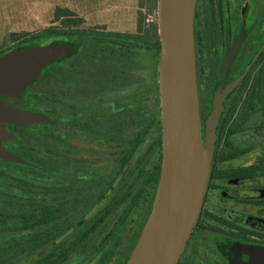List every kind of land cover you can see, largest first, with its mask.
<instances>
[{"label": "trees", "instance_id": "trees-1", "mask_svg": "<svg viewBox=\"0 0 264 264\" xmlns=\"http://www.w3.org/2000/svg\"><path fill=\"white\" fill-rule=\"evenodd\" d=\"M156 1L146 0L147 4ZM72 15L73 12L69 9L56 11L57 17ZM156 33L155 27L147 29L144 34L47 28L31 34L12 33L6 43L7 48L0 50L1 57L14 49L27 50L53 42L59 45L72 43L78 49L84 45L89 62L94 63L93 65L102 62L109 64V70H118L121 78L135 84L134 100L117 106L120 110V123L116 135L124 148L120 150L117 162L106 172L89 180H81L77 185L66 186L56 183L42 185L34 179L16 177L10 171L0 168V236H4V240L0 241V262L8 258H20L25 259L26 264H69L68 260L98 233L103 238L87 264H97L100 260L101 264H109L115 251L134 227L131 240L119 256V264L127 263L150 215L161 172V156L158 162L152 158L155 143L151 141L149 148L140 153L154 129L155 112H159L158 101L152 96L161 50ZM263 57L264 53L258 62ZM62 60L53 64H59ZM49 67L50 65L42 69L40 78L50 81L52 76L48 74ZM94 69L96 70L87 71L95 75L99 68L96 66ZM254 70L255 68L250 70L244 80L245 84L222 114L217 127L211 176L220 173L218 163L240 154L242 150L236 149L238 147L234 146L233 137L245 132V126L255 115L261 114L260 122H255L252 127L264 130V66L252 78ZM38 81L27 87L24 95L36 93L57 103L65 102V74L58 73L53 77L52 84L40 85L35 89ZM149 86L151 95L148 94ZM245 92L247 96L238 109ZM94 100L89 99L90 107ZM132 104H136L135 108ZM207 106V114H210L211 102ZM157 123L161 130L159 117ZM14 136L4 128L1 139L14 140ZM158 141L160 144V137ZM259 144L264 150V139ZM248 146H251L252 151L256 145L250 143ZM135 157L137 159L131 165ZM260 171L264 173V162ZM108 193L115 194L87 221L86 211L94 209ZM81 207H85L84 210ZM116 217V224L110 228ZM70 232L74 233L61 241Z\"/></svg>", "mask_w": 264, "mask_h": 264}, {"label": "water", "instance_id": "water-1", "mask_svg": "<svg viewBox=\"0 0 264 264\" xmlns=\"http://www.w3.org/2000/svg\"><path fill=\"white\" fill-rule=\"evenodd\" d=\"M197 0H157L158 87L162 132L161 172L150 215L126 264H177L197 224L211 176L217 127L224 99L249 73L264 44L243 73L223 90L231 55L225 60L213 110L205 128L200 110L194 41ZM76 48L71 43L14 49L0 57V97L21 98L36 83L42 69L60 61ZM46 121L38 114L0 100V138L4 124L25 126ZM0 158L12 159L0 142ZM244 264H264V248L238 245Z\"/></svg>", "mask_w": 264, "mask_h": 264}, {"label": "flooded vegetation", "instance_id": "flooded-vegetation-1", "mask_svg": "<svg viewBox=\"0 0 264 264\" xmlns=\"http://www.w3.org/2000/svg\"><path fill=\"white\" fill-rule=\"evenodd\" d=\"M194 41L199 99L201 101L207 88L212 112L215 94L223 83L222 72L227 55H231V62L224 77L223 90L243 73L264 44V0H197ZM263 53L264 50L251 69L264 66V57L258 62ZM98 66L100 68L93 75L85 67L81 69L71 64L65 72V103L71 115H82L79 110H92V116L98 121L96 131L84 121L79 122V131L100 132L102 143L104 137L107 141H117L120 110L113 108L120 105L121 97L126 96L119 94L121 89L128 90V97L131 94V100L134 99L135 84L121 78L118 70H109V64L102 62ZM248 74L226 95L222 114L236 98ZM119 79L123 86L119 85ZM155 80L152 96L158 101L159 112H155L151 135L155 143L152 158L158 162L160 156L162 161V132L157 125L158 117L160 119L158 69ZM210 85L216 86L213 92L208 88ZM109 93L111 95L108 96ZM148 94L151 95L150 86ZM93 98L95 102L90 107L88 101ZM253 165L247 159L217 164L220 173L210 176L197 224L177 264H244L235 246L264 248V175H260L257 168L253 169ZM98 263L101 264V260ZM113 264H119V256Z\"/></svg>", "mask_w": 264, "mask_h": 264}, {"label": "rangeland", "instance_id": "rangeland-1", "mask_svg": "<svg viewBox=\"0 0 264 264\" xmlns=\"http://www.w3.org/2000/svg\"><path fill=\"white\" fill-rule=\"evenodd\" d=\"M59 9H69L73 15L57 17L56 11ZM61 27L136 34H144L147 29L155 27L157 29L156 34H158L157 1L153 4H147L146 0H0V50L7 48L6 43L10 40L12 33L31 34L47 28ZM79 47L71 58H66L59 64H50L48 69V74L52 76L50 81L39 78L35 89L39 88L40 85L55 82L53 77L58 73L65 74L71 64L72 67L81 69L85 67L86 70L95 71L94 68L98 64L93 65L94 63L92 64L87 60V49L84 45ZM99 66L98 68H100ZM258 71V68L254 70L252 78ZM119 85L123 86L121 79H119ZM208 88L213 92L216 86L210 85ZM127 91L119 90L120 95H126L119 99L120 104L128 103L131 100V94L129 93L130 97H128ZM207 93L208 89L206 88L200 101V110L204 119L203 128H205L206 119L210 115L207 114V104L211 102V95L208 98ZM109 95L111 94L109 93ZM246 96L247 93L245 92L239 102L238 109L242 107ZM0 100L18 109L41 115L46 119V121H35L25 126L3 125L5 129L15 135L14 140L0 138L1 144H4L3 148L14 158H0V168L10 171L13 176L34 179L35 182L42 183V185H47V183L66 186L77 185L81 180H89L97 174L109 170L117 162L120 150L124 148L120 140L107 141L104 137L102 143L99 138L100 132L90 134L79 131V122L83 121L90 125L93 130H97L99 124L92 116V110H79L82 115H71L65 102L57 103L50 98L38 96L36 93H29L15 99L0 97ZM132 105L135 108L136 104ZM113 109L116 110L117 107ZM260 115L257 114L250 120L249 124L245 126V132H240L233 137L234 146L242 151L238 155H232L229 160L247 159L254 163L253 169L257 168L260 175H264L260 171L264 162V150L260 148L259 144L260 140L264 139V130H255L252 127L255 122H260ZM75 130L78 132L76 133ZM152 139L153 136L150 135L140 153L149 148ZM250 143L256 145L252 151L250 150L251 146H248ZM136 159L137 157L132 160L131 165ZM114 194L108 193L94 209L86 211L85 219L90 220L94 213L103 208ZM84 208L81 207L80 209L84 210ZM137 216L138 214L136 219ZM116 222L117 217L111 223L110 228H113ZM72 233L74 232L64 236L61 241H64ZM133 233L134 227L131 228L128 237L122 242L109 264H113L121 255L122 249L127 247ZM2 237L4 236H0V241L4 240ZM102 238L103 236L95 233L76 252L75 256L68 260L69 264H87L90 255L95 252ZM26 263L25 259L20 260V258H8L0 262V264Z\"/></svg>", "mask_w": 264, "mask_h": 264}, {"label": "built area", "instance_id": "built-area-1", "mask_svg": "<svg viewBox=\"0 0 264 264\" xmlns=\"http://www.w3.org/2000/svg\"><path fill=\"white\" fill-rule=\"evenodd\" d=\"M157 14H158V9H157Z\"/></svg>", "mask_w": 264, "mask_h": 264}]
</instances>
